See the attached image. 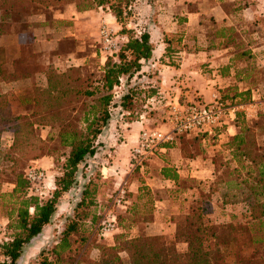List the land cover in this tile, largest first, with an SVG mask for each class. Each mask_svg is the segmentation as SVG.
Listing matches in <instances>:
<instances>
[{"label": "crops", "instance_id": "1", "mask_svg": "<svg viewBox=\"0 0 264 264\" xmlns=\"http://www.w3.org/2000/svg\"><path fill=\"white\" fill-rule=\"evenodd\" d=\"M158 2L157 10L154 8L153 13L143 16L153 47L151 58L141 61L140 71L131 79L142 83V89L146 91L141 92V96H146L148 102H155L159 112L172 102L206 103L213 94H218L226 96L234 110L211 134L177 137L174 142L163 144L141 170L140 180L131 179L130 154L140 132L148 129L149 118L143 114L135 121L115 119L102 131L98 139L100 146L93 158L98 159L102 174L106 173L103 180L113 182L116 190L120 188L127 193L128 206L123 213L128 217L127 224L124 223V227L118 225L114 233H127V238L134 237L140 226H144L150 235L174 238L176 225L171 218L186 213L198 198L193 183L209 185V181L216 178L220 162L231 157L228 142L239 132V116L248 125L264 124V0ZM19 12L21 23L30 29L0 36V51L4 56L0 76L9 73L30 75L3 83L15 96V101L10 100L13 112L19 109L15 114L24 115L25 111L18 106L20 98L32 93L33 84L47 85L45 72L104 65L105 58L98 50L99 37L92 23L97 25L104 19L112 26L116 21L104 9L78 12L74 5L41 9L34 14L30 7L24 6ZM210 19L215 26L231 28L232 38L238 46L229 43L227 36L216 37L209 26ZM246 92L250 93L247 101L234 96ZM113 109L122 111L120 106ZM118 114L122 117L125 112ZM165 130L168 129L165 127ZM44 161L49 164L48 158L38 162ZM163 168H171L187 185L179 188L173 182L165 181L161 176ZM174 188L179 190L171 197L167 189ZM69 197V192L63 195V205L70 203L65 202ZM102 199L101 194L97 195L95 203ZM241 205V210L246 212L244 204ZM146 207L153 208V213L143 220ZM138 216L141 222L136 219ZM116 243L115 239H110L107 245ZM77 252L71 264H83L85 254ZM89 254L91 260L99 256L97 249H92Z\"/></svg>", "mask_w": 264, "mask_h": 264}, {"label": "trees", "instance_id": "2", "mask_svg": "<svg viewBox=\"0 0 264 264\" xmlns=\"http://www.w3.org/2000/svg\"><path fill=\"white\" fill-rule=\"evenodd\" d=\"M134 2L0 0V36L29 31L30 27L21 23L19 18L21 7H30L34 14L41 9L67 5H74L78 12L98 9L110 12L121 26V34L125 36V41L114 55L115 59L107 57L100 73H95L89 66L68 68L63 72H45L47 85L42 87L33 84L32 93L20 98L24 115L14 114L10 102L13 93L3 83L22 80L30 75L9 73L0 76V164L7 160L8 154L16 155L11 160L10 169L14 187L7 193L0 191L1 209L8 221L7 240L0 246V264H18L24 247L40 238L43 228L50 224L60 199L76 186L79 166L97 152L100 146L98 137L108 125L111 107L120 106L124 111H131L135 102L134 90L128 89L118 104L114 103V91L122 79L130 81L140 71L141 61L151 58L153 50L146 30L137 33L126 26L125 21L131 16ZM211 21L209 26L216 37L227 36L229 43L238 46L232 38L231 28L215 26ZM3 62L4 56L0 51V66ZM249 95L246 92L234 96L247 101ZM222 98L226 100V96ZM238 122L239 132L228 142L231 157L223 163L228 170V177L216 185L222 184L227 191L236 189L242 194L245 192L239 202L245 205L251 220L264 227V124L248 125L240 116ZM44 126H56L58 145L69 151L60 166V175L54 177V189L50 197L42 201L37 196H28L29 183L22 170L29 160H37L46 155L54 157L58 162V153L48 148L47 141L40 137L34 138L35 128ZM5 132L12 135L8 154L1 149V139ZM52 137L50 135L48 141ZM33 139L36 144L31 143ZM146 164L147 161L144 166ZM134 172L140 173V168L137 167ZM161 176L179 188L185 187V182L171 168H163ZM131 179L140 180V177L132 176ZM2 182L0 176V185ZM212 183L215 182L209 181L207 185V198L209 195L212 198L217 192ZM88 188L89 184L84 188L76 209L95 205V190ZM167 190L171 197H175L179 189ZM194 205L200 207H190L186 213L171 218L176 225L172 245L166 244L160 235L148 234L144 226H140L136 234L131 233L134 237L127 238L128 234L123 233L116 237L117 243L114 246H108L96 238L94 227L98 220L94 213L89 208L76 212L75 217L66 224L58 243L48 252L41 251L36 264H71L68 258L76 244L85 254L81 261L83 264H229V252L234 255L236 264H264V250L258 247L264 242L263 238L251 237V249L242 244L248 235L252 236L250 225L230 223L221 229V226L208 220L207 209H204L207 208L206 201L201 198ZM180 243L186 244L184 253L177 250L176 246ZM92 249L99 252L96 260L90 259Z\"/></svg>", "mask_w": 264, "mask_h": 264}, {"label": "rangeland", "instance_id": "3", "mask_svg": "<svg viewBox=\"0 0 264 264\" xmlns=\"http://www.w3.org/2000/svg\"><path fill=\"white\" fill-rule=\"evenodd\" d=\"M158 1L159 0H135V2L132 3V6H131V16L128 17V19L125 21L127 28L133 29L137 33L144 31V30L147 31V26L143 22V18H144L143 16L147 17L149 14L153 13L154 8L157 10L158 3H159ZM104 24L108 25L109 27L113 29L115 36L118 37V46L120 47L122 43L125 41V36L122 35L120 32L121 26L117 23L111 26V24H109L107 21H104V19L100 23H97V25L92 23L93 28L97 31L98 37H99V30L101 26ZM97 45H98V50L100 52V50H102V43L100 41V38H99V41L97 42ZM100 54L102 57L105 58V55H106L105 53H100ZM114 55L115 53L112 54V56H108L107 54L106 58L110 57L113 59ZM102 67L103 66H101L100 68H97V67H93L89 65V68L94 70L95 73H100ZM141 85L142 83L138 82L137 80H134V81L133 80L126 81L125 79L121 80L120 86L117 87L114 91V103L118 104L121 96L124 95L128 89L134 90L135 102H134V105L131 111H124V110L121 111L119 109L115 110L113 109L115 107H111L110 109L111 116H110L108 125L112 121H115V119H118L119 121H122L124 119L128 121L139 120V116L144 114L145 116L149 118V121H150L148 122L147 128L167 131L165 130V127L166 129H168L166 126V117L168 115V108H164L163 111L158 112V110H156L158 105H156L155 102H152V101L148 102L146 100L147 98L146 96L145 97L141 96V92L146 91L145 89H142ZM14 97H15L14 94H12V96L10 97V100L15 101ZM153 103H154V106H153ZM16 106L17 105L15 104V107ZM18 106L22 107L20 104ZM22 109L24 110L23 107ZM18 112H19V109H17L16 112H14V114ZM119 112L120 113L125 112L124 116L120 117L118 114ZM57 133H58V128L56 126L37 127L35 128L34 138L36 139L37 137H40L42 140L47 141L48 148L58 153L57 155L58 162L55 161L54 157L50 155H46L37 160H29L22 170L23 176L25 175V171L31 167H35L45 173L46 178L44 181V185L43 186L41 185L42 188L40 190V193H37L35 195H30V196H37L41 198L42 201L50 197L51 192L54 189V177L60 175V172H61L60 166L69 151L68 149L61 148L58 145V141L56 140ZM50 135H52L53 137H52V140L48 141ZM35 139H33L31 143L36 144ZM11 143H12V135L9 132L3 133L2 139H1V149L6 154H8L9 152ZM123 155L125 154H121L120 156H123ZM14 158H16L15 154L13 155L8 154L7 160L1 162L0 164V176H2V179L4 181L0 185V191L2 193L10 192L14 187L13 184L11 183L12 176L10 175V169L12 166L11 160H13ZM45 158H48V161H49L48 165L45 163V161L38 162L39 160H43ZM97 160H98L97 158L88 157L79 166L78 173H77V184L71 189V191H69L70 197L66 198L67 200L65 201V202L68 201L70 203H68V205L67 204L63 205V202L60 199L58 207H57V211L53 215L50 224L43 228L40 238L35 240L32 244L24 247L22 258L19 260L18 264L38 263V260L40 258V252L41 251L48 252L58 243L61 237V233L63 232L66 224L75 217V213L79 211H86L88 210V208L90 211L92 212L94 211V215L98 220L95 223V227H94V233L97 232L96 238L98 239V241H102L103 243L107 244L110 239H116V237L119 236L118 234H114L113 236H111L112 238H110L109 236H107L106 238H102L101 236L98 235L99 234L98 227L102 220L107 219L111 217L112 215H116L118 217V220H117L118 225L124 227L125 226L124 223L127 224L126 218L128 217L125 214H123L124 211L126 210H122L114 202L113 200L114 195L117 191L116 186L113 184V182L109 180H103V175H106V173L102 174V172L99 170L100 166L97 163ZM223 163L224 161L220 162L219 166H221L222 168L218 167L219 169L216 172L217 177L213 179V181L215 182V183H212L215 185L213 189L215 190L217 189V192L214 193V196H213L214 198H211L210 195L208 196V198L206 197V195L208 194L207 192L208 184L207 183L197 182V181L195 183L192 182L193 184H195L197 192H198V198L196 201L199 202L201 198L202 200L206 201L207 208H204V209L205 210L207 209L206 211L208 212V215H209L207 217L208 220L211 223L221 226L220 227L221 229L224 227H227V225H229L230 223H240V224L250 225V227L252 228V232H251L252 236L248 235L246 239L242 241V244L245 246H248L249 249H251L253 247L251 245V237L252 238L254 237L263 238L264 240V227L259 226L257 222H253L249 214L241 210L243 205H241L239 201L241 200V197L244 195L245 192H243L242 194V192H239L236 189H233L232 191H227L224 189V186L222 184L216 185L220 183V181L228 177L227 175L228 170L227 168L224 167ZM131 172H132L131 174H133L132 175L133 177H137V176L141 177L140 173L137 174V172H134V173L133 171ZM88 184H89L88 189L95 190V194L93 196L94 203L95 201H97L96 196L99 194L103 196V199L101 200V202L95 203V205H92L88 208L79 207L76 209L75 206L80 201L83 190ZM184 185L186 186L187 184L184 183ZM125 190L127 191L126 187H125ZM199 192H201V194ZM143 194H145V192H143ZM199 194L201 198L199 197ZM220 196L222 197L223 200L221 199ZM65 206H67L68 208L67 209L64 208ZM195 206H199V205L191 204L189 208L190 207L195 208ZM62 208H64V210H62ZM146 209L148 210L143 211V214H142L143 220L149 219V216L153 213V208L146 207L144 210ZM186 209L187 208H185V210ZM136 219L139 222L142 221L140 216H138ZM6 220L7 219L5 218L4 212L2 211L1 205H0V222L2 221L5 222ZM161 236L163 237L166 244L172 245L174 243L173 238H170L169 236H164V235H161ZM72 238L75 239V236H73ZM176 247L180 253H184V251L186 250L185 245L178 244ZM258 247L263 248L262 250H264V242L258 245ZM73 248L75 252L73 251L71 253V256L68 258L71 263L76 258L75 255H77L78 253L77 251H82L81 247L78 244L74 245ZM48 255L50 256V253H48ZM227 260L229 264H236L235 257L231 252L227 253Z\"/></svg>", "mask_w": 264, "mask_h": 264}, {"label": "built area", "instance_id": "4", "mask_svg": "<svg viewBox=\"0 0 264 264\" xmlns=\"http://www.w3.org/2000/svg\"><path fill=\"white\" fill-rule=\"evenodd\" d=\"M99 38L102 43L101 53H105V59L116 53L118 37L111 27L102 25L99 30ZM168 115L166 117L167 131L159 129H144L140 132L138 141L131 151V169L145 168L144 162L148 161L158 153L163 144L174 142L177 137H188L200 133H212V131L223 125L226 118L233 113L231 105L220 95L213 94L209 102L184 103L172 102L167 105ZM25 179L29 183L28 196L40 193L45 181V173L35 167L25 171ZM42 185V186H41ZM114 202L122 210H126L128 201L123 189L116 191ZM7 223L0 222V246L7 240ZM118 230L116 217L111 216L101 221L98 231L99 236L106 238L112 236Z\"/></svg>", "mask_w": 264, "mask_h": 264}]
</instances>
